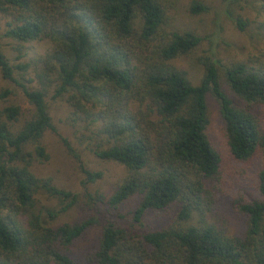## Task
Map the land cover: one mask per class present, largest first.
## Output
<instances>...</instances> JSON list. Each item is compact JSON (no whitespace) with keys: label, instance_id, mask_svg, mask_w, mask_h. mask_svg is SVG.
Segmentation results:
<instances>
[{"label":"trees","instance_id":"trees-1","mask_svg":"<svg viewBox=\"0 0 264 264\" xmlns=\"http://www.w3.org/2000/svg\"><path fill=\"white\" fill-rule=\"evenodd\" d=\"M250 0H220V12L245 30ZM253 6V0L249 2ZM207 4L190 0L191 13ZM255 28L264 27V0L255 9ZM160 0H0L2 35L24 42L45 39L32 77H16L0 49V75L23 102L0 104V264H264V166L253 189L232 198L243 230L230 234L206 214L219 182L221 155L205 133L206 94L215 97L231 157L247 162L264 144V128L252 105L264 106V49L246 59L221 62L209 49L199 55L201 72L191 82L172 62L188 54L202 37L192 30L167 28ZM25 70L26 63H17ZM218 68L231 94L221 87ZM63 98L73 124L81 121L89 151L124 168L107 195L88 189L101 171L76 157L81 192L38 175L34 163L47 159L42 141L55 131L46 97ZM87 132V133H86ZM55 200L38 205L39 194ZM243 194V195H242ZM136 195L131 219L140 229L103 220L96 245L83 259L67 252L70 242L94 215L53 222L79 197L99 213ZM174 207L171 222L146 227L147 209ZM119 216V214L117 215Z\"/></svg>","mask_w":264,"mask_h":264},{"label":"rangeland","instance_id":"rangeland-1","mask_svg":"<svg viewBox=\"0 0 264 264\" xmlns=\"http://www.w3.org/2000/svg\"><path fill=\"white\" fill-rule=\"evenodd\" d=\"M165 14V27L177 28L179 30H192L202 37L200 43L188 54L177 56L172 60L175 66L185 73L191 82H197L201 72L199 55L206 54L210 48L217 53L222 63L229 64L238 59H246L252 54H258L264 49V27L261 32L255 28V22L260 16H255V9L258 7V0H253L255 9L245 2L244 13L253 19L248 22L245 30H238L230 19L221 12L220 0H201L207 4L203 12L191 13L188 10L190 0H160ZM220 8V9H219ZM3 22L0 20V49L8 56V61L12 64L14 75L23 81L24 77H32L34 83V71L36 61L39 59L48 46L45 39H33L28 41H18L11 37L2 35ZM26 63L24 71L17 66V63ZM218 77L222 89L229 95L230 90L223 78L222 68H218ZM14 89L11 82L6 81L0 75V90L2 88ZM23 102V97L16 92L4 99L0 98V104L6 102ZM51 120L55 125V131L46 130L43 133L42 141L47 151V159L39 163H34L32 170L38 175L51 176L53 181L66 188L81 192L84 188L79 180L82 173L79 169L78 161L63 145L61 138H65L79 153V158L83 165L89 169L101 171V176L94 182L86 184L88 189H99L103 194L110 193L121 176L124 168L115 161L96 158L88 149V139L85 138L83 124L77 121L75 125L69 113V107L63 98L46 97ZM207 102V125L205 133L208 135L214 147L221 155L219 171V182L216 183L214 201L207 211L206 219L210 220L217 228L230 234H240L243 230V216L231 206L232 198L241 192H248L253 189V179L255 171L264 166V144L258 147L249 161L240 162L232 158L227 150L225 139V128L223 120L218 113V105L215 97L209 92L206 94ZM260 124L264 128V106L261 104L252 105ZM87 133V132H86ZM243 195V194H242ZM136 195L122 201L115 209L106 208L103 202L100 212L88 207L81 197L76 204L66 212L60 213L53 222L60 223L71 221L77 215H94L97 221L74 238L66 250L68 253L83 259L85 254L96 245L101 224L103 220L120 221L126 227L135 230L140 229L131 219V211L136 202ZM55 200H49L45 194H39L37 204H52ZM174 207L168 206L163 210L145 209L141 216L143 226L159 227L171 222ZM119 214V216H117Z\"/></svg>","mask_w":264,"mask_h":264}]
</instances>
